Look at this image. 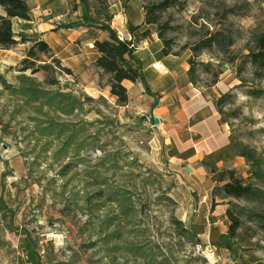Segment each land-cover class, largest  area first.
<instances>
[{
  "label": "rangeland",
  "instance_id": "rangeland-1",
  "mask_svg": "<svg viewBox=\"0 0 264 264\" xmlns=\"http://www.w3.org/2000/svg\"><path fill=\"white\" fill-rule=\"evenodd\" d=\"M162 1L120 0L118 9L130 4L143 15ZM168 1L164 38L191 62L196 87L210 90L214 104L230 94L220 121L264 169V76L256 78L244 59L264 31V0ZM115 10L108 0H61L56 14L66 20L55 24L52 53H35L38 72L23 70L33 62L23 63L31 42L0 52V264H264V233L255 224L244 226L233 251L188 231V204L177 198L188 196L177 177L184 171L169 163L151 126L149 95L124 85L128 100L118 103L110 76L94 67L93 41L107 34L99 20ZM13 33L37 36L14 26ZM212 36L218 42L204 46ZM241 170L247 183L250 164ZM222 203L236 213L264 212V199Z\"/></svg>",
  "mask_w": 264,
  "mask_h": 264
},
{
  "label": "crops",
  "instance_id": "crops-1",
  "mask_svg": "<svg viewBox=\"0 0 264 264\" xmlns=\"http://www.w3.org/2000/svg\"><path fill=\"white\" fill-rule=\"evenodd\" d=\"M110 9L115 8L110 27L116 33H121L124 39L131 40L127 24L141 26L143 15L126 4L120 7V0H108ZM30 9L39 5L49 8L50 16L40 12H33L31 20L24 22L14 20L13 26L21 34H36L47 45L57 22H63V16H57V7L61 0H25ZM0 15H4L0 7ZM67 29H76L77 26ZM78 36L86 34V28H78ZM150 29L142 26L141 30ZM108 35L101 34L99 40H107ZM17 40V38H16ZM92 46V45H91ZM162 45L156 34L150 30V35L139 42L135 51V58L140 62L146 85L151 95L147 96L152 127L161 132L170 164L181 167L185 174L178 172L177 177L186 185L188 196L177 195L180 201H186L188 231L205 245L226 235L225 211L227 205L215 201L212 208V190L218 185L227 183L217 180V174L232 171L239 177L244 167V160L236 156L234 142L229 128L220 122L219 114L214 104V95L208 89L198 88L188 82V64L185 55L178 57L164 56ZM0 52H3L0 50ZM122 85L143 87L123 81ZM126 88V87H125ZM157 118L158 125L154 124ZM165 148V149H166ZM190 169V172L185 170ZM182 179L184 181H182ZM187 229V226L184 227ZM216 238V239H215Z\"/></svg>",
  "mask_w": 264,
  "mask_h": 264
},
{
  "label": "trees",
  "instance_id": "trees-1",
  "mask_svg": "<svg viewBox=\"0 0 264 264\" xmlns=\"http://www.w3.org/2000/svg\"><path fill=\"white\" fill-rule=\"evenodd\" d=\"M103 1L105 2L106 0ZM170 6V2L164 0L153 6L145 7L141 26H134L131 23L127 24L128 32L133 37L131 40H120L117 33L111 29L110 23L113 18L112 13L104 20H99V22H101L99 28L107 33L108 39L93 41L92 48L96 53L94 67L102 71L105 75L110 76V95L116 98L118 103L125 104L128 100L127 90L122 85L123 81H129L132 84H140L143 86L145 93L151 95L146 85L140 62L134 56L139 42L145 40L150 35L151 29L140 31L142 26H148L149 28L150 26L156 27L157 32L155 34H157L156 36L162 45L161 52L164 56H181L178 52H172L169 41L164 38L162 33L163 26L160 23V17ZM0 7L4 12V15H0V50H10L16 45L24 44L26 40L27 42H31L32 45L27 52V59H25L23 63L26 64L29 59H32L33 62L23 70H31L33 73L38 72L39 69L32 70V64H34L35 61V53L50 55L52 53L51 49L39 36L29 39H23V37L20 36V40H16L13 33L14 20L24 22H29L31 20L30 8L25 0H0ZM85 16L87 21L93 22L96 20L87 14ZM71 26L75 27L74 25ZM216 38V36L210 37L206 42H203L204 46H212L214 43L218 42ZM246 51L247 53L244 55V59L251 67L253 75L256 78L264 76V31L252 37L251 43L247 45ZM52 62L58 63L54 58H52ZM187 64H190L187 72L188 82L196 86L197 81L194 77V68L191 66V62L188 63L187 61ZM66 72L69 73L68 70H66ZM216 76L218 77V75ZM250 94L253 96L259 95L257 92ZM229 97L230 94L224 95L215 102L217 112L220 116L223 115L221 107ZM220 122L226 124L225 121ZM234 152L236 156L243 158L250 164L251 175L246 183L243 179L236 177L232 171L221 172L218 181L222 182L223 177H226L228 182L214 188L216 194H213L212 198L219 197L221 202L228 200L242 201L253 206V204L259 201L261 202V200L264 199V169L261 168L258 161L254 158L253 152L237 141L234 142ZM260 208V206L258 209L254 207L251 211L236 213L234 209L228 208L227 205L225 217L228 221V230L226 235L220 237L219 242L215 243V245L221 246L225 250L233 251L232 241L241 240L240 232L247 223L255 224L257 229L261 233H264V212H262ZM242 217H245V221L241 219ZM176 224L181 225L180 222ZM252 238L254 237L252 236ZM246 239L247 241L250 240L249 238H245V240Z\"/></svg>",
  "mask_w": 264,
  "mask_h": 264
},
{
  "label": "built area",
  "instance_id": "built-area-1",
  "mask_svg": "<svg viewBox=\"0 0 264 264\" xmlns=\"http://www.w3.org/2000/svg\"><path fill=\"white\" fill-rule=\"evenodd\" d=\"M33 12H40L43 13V15L45 16H50L51 15V10L49 8H41L39 5L35 6L34 8L30 9V14H32ZM118 38L120 40L124 39V36L121 33H117Z\"/></svg>",
  "mask_w": 264,
  "mask_h": 264
},
{
  "label": "water",
  "instance_id": "water-1",
  "mask_svg": "<svg viewBox=\"0 0 264 264\" xmlns=\"http://www.w3.org/2000/svg\"><path fill=\"white\" fill-rule=\"evenodd\" d=\"M158 123H159L158 119H157V118H154V124H155V125H158ZM185 170H186L187 172H190V169H189L188 167H185Z\"/></svg>",
  "mask_w": 264,
  "mask_h": 264
}]
</instances>
